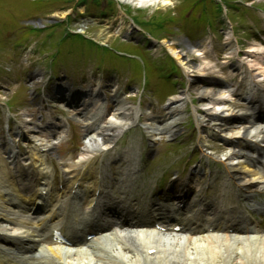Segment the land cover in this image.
Listing matches in <instances>:
<instances>
[{
	"label": "rangeland",
	"instance_id": "rangeland-1",
	"mask_svg": "<svg viewBox=\"0 0 264 264\" xmlns=\"http://www.w3.org/2000/svg\"><path fill=\"white\" fill-rule=\"evenodd\" d=\"M61 23L81 31L85 38L61 40ZM132 23L141 26L146 34L133 28ZM148 34L156 40H147ZM170 42L188 44L184 52L192 64L211 66L208 74L190 71L193 83L230 86L222 90L226 95L232 90L233 94L225 96V106L200 105L186 75V64L168 50ZM105 45L109 50L99 47ZM259 46L264 51V0H159L145 7L119 5L117 0H0V122L14 116L22 123L28 132L22 145L52 146L64 156L69 152L77 155L74 147L86 144L88 127L113 123L122 130L132 122L133 110L137 113L140 101L139 122L122 130L119 150L135 142L141 153L150 151L151 158L155 157L151 168L158 173L180 174L196 163L209 166L218 181L211 190L231 199V188L221 186L226 180L225 166L236 167L239 160L229 159V140L240 138L242 124L252 118L248 113L246 119L230 124L224 133L212 128L201 130L196 122L203 111L220 113L232 108L250 112L244 79H240L236 65H245ZM112 71L118 79L111 75ZM42 76L48 81L45 88L39 83ZM100 82L104 87L98 100L95 93ZM260 83L262 87L257 90L263 99L264 80ZM28 86L39 87L46 99L44 107L30 99L33 89L28 92ZM174 95L178 97L173 99ZM5 102L11 104L12 113L1 106ZM119 102L130 109L121 122L116 117ZM51 103L54 107L64 103L70 117L74 115L66 129L55 122L57 111ZM149 132L153 136L149 137ZM146 137L154 140L149 146L144 143ZM3 141L9 151L15 144ZM238 145L246 147L242 140ZM201 151L215 161L202 160L201 156L195 160ZM1 152L2 149V164V157L7 160ZM188 153L192 157L189 161ZM146 161L141 159L143 164Z\"/></svg>",
	"mask_w": 264,
	"mask_h": 264
},
{
	"label": "bare ground",
	"instance_id": "bare-ground-1",
	"mask_svg": "<svg viewBox=\"0 0 264 264\" xmlns=\"http://www.w3.org/2000/svg\"><path fill=\"white\" fill-rule=\"evenodd\" d=\"M117 1L120 4L128 3L129 5H132L134 7H145L154 5L159 0ZM167 47L169 52L176 58V60H178L182 64H186L184 69L186 70L185 72L187 77H189V81H192L190 71H197L201 74H208V70L211 67L209 66V64H192V62L186 56L187 54L186 52H184V47H189L188 44H183L182 42H170L168 43ZM197 51L203 54L202 50L197 49ZM246 64L247 65H245V67H240V69L243 73L244 82L252 89L251 93L248 96V99L252 103H254V107L256 109L260 107L258 113L264 118V98L261 99L258 97L257 99V89L262 87L260 81L264 80V51H262L261 46L257 48V51L253 53L252 58L249 59ZM196 83L197 84L193 83L192 81L190 82V86L193 90L196 91L200 105L215 103L219 106H225L227 104V102H225V96L229 97L231 93L229 92L226 95L222 90L230 88L228 84L220 86V84L217 82L210 85L209 87H205L204 85H200L197 81ZM178 95H176L175 98ZM117 110L119 112H117L116 117L120 122L126 119L130 112V109L126 108L125 105L122 104V102L118 103ZM175 111L179 110L176 108ZM247 114L252 118L251 120H255V122H252L250 120L249 122L242 124L243 130L241 132V138L229 140L232 146L229 159L235 158L239 160L237 161L236 167L226 165L225 169L227 171V174L234 179L236 185L244 192L252 193L256 190L264 192V162L261 166L256 162L258 159L264 160V147H262V154L259 155L260 153L255 152L257 154V156H255L252 154L250 155L249 147L241 148L238 145V141H240L241 139L243 141H246L247 143L251 142L250 144H260L257 141L264 144V124H260L262 121L264 122V119L262 121H259V119H256L257 117H255V115L253 116L250 112H236L234 111V109L229 108L228 110L220 113H210L208 111H203V116L200 117L196 123L198 128H200L201 130H203V128H212L217 130V132L219 133H224L230 124H235L238 119H246ZM174 115L175 114L171 116L175 119ZM256 122H259V125L257 124L256 126ZM117 127V125L111 123L108 125L92 127L86 130V144L83 147V152H105V150L109 148L108 145L114 140V134L117 130ZM156 132L158 133V131ZM253 137H256L257 139L255 141H252L251 139ZM35 155L40 158L35 149H30L29 161L31 162L29 163V166L32 169H34V167L33 164H31V159ZM205 155L207 157L210 156L208 154ZM43 158L46 162V158L44 156ZM132 159L133 158H131V160ZM29 166L26 163L18 166L16 165V163L11 161L8 166L5 165V169L3 166L0 178H4V180L0 179V182L6 183V186L9 187L6 188L9 191L14 190L13 192L15 193V196L18 193L23 194L28 196L30 200L32 194L34 193V188L33 186H29L27 188L24 187L25 177H27L29 172L33 171L32 169H29ZM71 166L72 165H69L66 161H64L63 166L61 167L68 173H74V170L71 169ZM76 166L79 168L81 167L80 164H76ZM130 168H133V166L131 165ZM87 172L91 173V171ZM79 173H83V170L80 169ZM126 175L130 176V173ZM81 178L84 179L82 176ZM175 185H177L178 187L180 183H177ZM222 198L225 199V196L222 195ZM222 198L221 200L223 201ZM214 202L215 203L213 210L215 212H213L212 214L217 216L219 215L223 219L227 218L224 222H221V227H231L235 230L239 228H241L242 230L245 229L247 224L240 225V223H245L242 220V218H244L243 215H238L236 210H233L231 208L229 209L227 205L219 202V199ZM1 209L2 208H0V217H4L3 219H7L6 221L12 222V218L6 215L4 213L5 211ZM20 216L25 218L23 214H21ZM27 220L28 219H23V223H28ZM251 232L252 230L249 228H246L243 234L237 233L234 235L211 232L209 234L203 235L202 238L199 239L192 238L191 236L180 238L165 235L166 238H163L162 243L157 242L156 239H150V236L154 234H146L147 232H138L134 240H138V238H140L138 242L143 243L139 246H136L135 243H131L129 245L127 240L126 244L122 243L120 245H115L111 243L100 247L105 250V253H108L109 264H228V258L232 255L238 257V252H240L239 258L241 260V264H264V237H259L254 232ZM25 233L29 232H27L26 230ZM24 236L30 235L27 234ZM27 239L32 241L30 237H28ZM96 243H98L97 239ZM93 246L94 245L92 243H86L85 249L83 251L79 249L71 252L69 250L65 251L67 255H70V258L66 259L62 264H90V260L85 254L89 253ZM150 250H154L151 255L149 253ZM169 258L171 259L169 260ZM145 260H149L150 263H144ZM200 260L204 262L202 263ZM231 263L233 264V262Z\"/></svg>",
	"mask_w": 264,
	"mask_h": 264
}]
</instances>
